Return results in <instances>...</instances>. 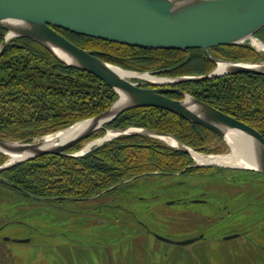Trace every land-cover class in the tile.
Wrapping results in <instances>:
<instances>
[{
  "label": "trees",
  "instance_id": "16d2710c",
  "mask_svg": "<svg viewBox=\"0 0 264 264\" xmlns=\"http://www.w3.org/2000/svg\"><path fill=\"white\" fill-rule=\"evenodd\" d=\"M55 29L79 47L125 69L180 76L204 74L215 67L201 48H141L58 27ZM5 34L6 30L0 28V43ZM255 36L264 43V25ZM209 52L215 58L232 61L256 62L264 58L247 43L216 45L209 47ZM168 87L184 90L250 124L264 135V75L238 72L183 81ZM166 95L181 98L175 92H166ZM116 98V92L99 77L67 65L30 38H9L0 50L1 137L31 141L105 110ZM130 126L172 134L198 151L222 152L207 145L214 139L221 140L214 132L159 107L131 108L105 124L108 129ZM103 133V130H98L82 141ZM79 148L77 144L68 151ZM5 157L0 152V164ZM200 169L203 167L193 165L191 156L180 149L145 135L124 134L81 156L45 154L21 162L0 171V181L11 184L24 194L55 204L107 193L138 175ZM246 233L247 230L239 235ZM204 239L203 234L200 240ZM152 252L158 256L155 262L162 264L159 258L164 254L163 247Z\"/></svg>",
  "mask_w": 264,
  "mask_h": 264
},
{
  "label": "water",
  "instance_id": "95a60500",
  "mask_svg": "<svg viewBox=\"0 0 264 264\" xmlns=\"http://www.w3.org/2000/svg\"><path fill=\"white\" fill-rule=\"evenodd\" d=\"M263 25L264 0H0V28L6 30L0 43V50L9 38H30L43 45L67 65L96 75L117 94V98L105 110L49 133L55 134L76 125L72 134L62 143L47 145L41 139L19 141L0 136L1 153L9 156L24 155L23 158L12 161L9 158L7 162L0 164V171L45 154L81 156L103 142L124 134L170 137L174 144L169 145L188 153L195 161L191 152L193 149L172 134L146 127L105 128V124L125 110L153 106L199 124L225 141L226 134L232 131L241 139L245 155L251 162L249 166L199 164L196 161L193 165L246 168L264 175V135L260 131L184 90L168 87L170 84L183 81L201 80L230 73L249 72L264 75V60L260 62L225 60L215 58L209 52V47L216 45L242 43L252 45L251 38L261 42L255 33ZM55 27L134 47L179 50L201 48L205 56L215 63V67L204 74L180 76H161L149 71L125 69L79 47L59 33ZM221 64L224 68L220 72L218 67ZM115 68L131 72L133 75L127 77ZM141 75L162 81H151ZM166 92L178 93L181 98L169 97ZM98 130H103L104 133L96 139H100L107 132L113 133L114 136L87 150H82L83 147L76 151H68ZM193 151L203 156L225 154ZM154 236L165 242L187 245L202 238L203 234L179 241H172L157 234ZM236 236L237 233L228 234L224 239Z\"/></svg>",
  "mask_w": 264,
  "mask_h": 264
},
{
  "label": "rangeland",
  "instance_id": "374dc122",
  "mask_svg": "<svg viewBox=\"0 0 264 264\" xmlns=\"http://www.w3.org/2000/svg\"><path fill=\"white\" fill-rule=\"evenodd\" d=\"M257 51L264 57L263 51ZM145 136L171 146L161 138ZM89 140L79 142V149ZM207 145L222 152L196 151L230 152L224 139ZM4 155L3 163L10 158ZM202 167L200 174L181 170L138 175L90 199L55 204L0 181V197H5L0 198V223L8 221L0 231V236L8 239H0V264H158L152 251L161 247L162 264H264V176L244 171L232 176L225 170ZM227 178L251 182L247 193H242L259 192L262 197L206 198L205 203L190 201L197 198H176L201 190L224 194L226 189L216 185H224L217 182ZM222 205L227 208L219 218L218 207ZM243 230H247L246 235L224 239ZM200 233L204 240L187 245L154 238L157 234L179 241Z\"/></svg>",
  "mask_w": 264,
  "mask_h": 264
},
{
  "label": "bare ground",
  "instance_id": "6f19581e",
  "mask_svg": "<svg viewBox=\"0 0 264 264\" xmlns=\"http://www.w3.org/2000/svg\"><path fill=\"white\" fill-rule=\"evenodd\" d=\"M251 44L252 46H254L257 50H261L264 52V45L259 42L256 38H251ZM224 65H219L218 67V71H223ZM119 73H121L122 75L125 76H131L133 75V73L128 72V71H123V70H119L118 68H115ZM144 77H147L146 75H141ZM148 80L151 81H162V80H158L152 77H147ZM122 99L124 98V96H121ZM76 128V125L71 126L63 131L57 132L55 134H45L42 137L43 138H39L42 141L45 142V144L47 145H51L52 143H62L63 141H65L74 131V129ZM112 136H114L113 133L111 132H107L103 137H101L100 139H91L89 140L86 145L84 146V148L82 150H87L89 148H91L93 145L98 144L101 141L107 140L109 138H111ZM115 138V137H114ZM163 141L167 142L168 144H174L173 140L170 137L167 136H161L160 137ZM226 138V142L228 143V146L230 147V152L223 154V155H208V156H203L202 154H198L195 153L193 150L192 155L195 159V161L199 164H206V163H216L219 165H224V166H249L251 162L248 161L246 155H245V151L243 148V143L241 141V139L234 134L232 131H229V133L226 134L225 136ZM81 150V151H82ZM7 155V154H6ZM10 161L12 160H16L19 158H23L24 155H15V154H10Z\"/></svg>",
  "mask_w": 264,
  "mask_h": 264
},
{
  "label": "flooded vegetation",
  "instance_id": "af4514ba",
  "mask_svg": "<svg viewBox=\"0 0 264 264\" xmlns=\"http://www.w3.org/2000/svg\"><path fill=\"white\" fill-rule=\"evenodd\" d=\"M208 168H210V169L218 168L222 171L225 170L226 172L231 173L232 176H236V172H240V171L253 172V173H256L259 175H263L257 171H254L252 169H246V168L221 167V166H209ZM183 172H185V171L183 170ZM187 174H200V172H198V170L189 171V172H187ZM244 181L245 180H238L236 178H227V179H224L222 181H218L217 183L223 182V184H224V185H216L220 188L224 187L226 189L225 190L226 192L224 194H208L207 191L201 190L196 195H191V196H185L184 195V196H179L176 198H197V199H191L190 201L195 202V203H205V202H207L206 198H261L262 197V194H260L259 192L256 194H243L242 192L247 193L249 183H251V182L248 183L247 181L245 183ZM8 186L14 189V187L11 184ZM0 198H5V197L1 196ZM7 198H9V197H7ZM90 198L91 197H87L86 199H90ZM176 201L182 202V200H180V199H177ZM226 208L227 207H224L223 205L218 207V212H219L218 217L219 218L224 217V215L222 213H224L223 211H225ZM193 214H195V212ZM7 223H8L7 220H4L0 223V231ZM244 232H245V230H243L241 233H244ZM235 233H237L236 237H238L239 232H235ZM200 234H202V233H200ZM0 237H1L0 238L1 240H3V239L8 240V239L3 238V236H0Z\"/></svg>",
  "mask_w": 264,
  "mask_h": 264
}]
</instances>
